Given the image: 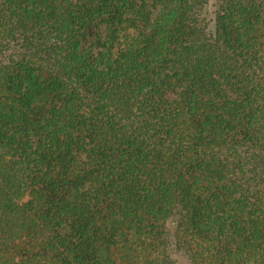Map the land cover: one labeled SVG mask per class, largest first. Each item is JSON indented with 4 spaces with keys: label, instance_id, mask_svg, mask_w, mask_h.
Wrapping results in <instances>:
<instances>
[{
    "label": "trees",
    "instance_id": "trees-1",
    "mask_svg": "<svg viewBox=\"0 0 264 264\" xmlns=\"http://www.w3.org/2000/svg\"><path fill=\"white\" fill-rule=\"evenodd\" d=\"M264 264V0H0V264Z\"/></svg>",
    "mask_w": 264,
    "mask_h": 264
},
{
    "label": "rangeland",
    "instance_id": "rangeland-1",
    "mask_svg": "<svg viewBox=\"0 0 264 264\" xmlns=\"http://www.w3.org/2000/svg\"><path fill=\"white\" fill-rule=\"evenodd\" d=\"M179 259H178V262L180 263V264H188L183 258H181V257H178Z\"/></svg>",
    "mask_w": 264,
    "mask_h": 264
}]
</instances>
